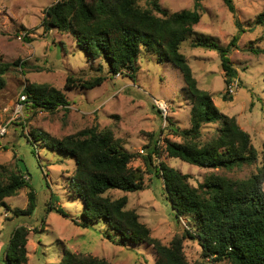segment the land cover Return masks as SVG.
I'll list each match as a JSON object with an SVG mask.
<instances>
[{
	"label": "rangeland",
	"instance_id": "1",
	"mask_svg": "<svg viewBox=\"0 0 264 264\" xmlns=\"http://www.w3.org/2000/svg\"><path fill=\"white\" fill-rule=\"evenodd\" d=\"M57 1L0 0V60L23 62L5 75L6 86L0 92V121L14 116L24 88L32 83L55 87L69 101V105H60L54 111L26 103L22 114L12 119L8 132L0 136V166L5 176L19 172V161L23 160L28 170L26 179L31 183L5 198V205L0 204V264H5L7 245L21 225L29 232L25 264H60L65 250L114 264H154L156 254L152 246L121 239L101 220L83 225L88 224L83 216L84 202L73 192L71 183L76 159L70 153L49 147L47 138L62 139L93 127L113 132L124 149L136 154L130 166L140 168L144 174L143 189H110L105 195L113 199L127 196L126 209L139 214L152 236L163 244L186 237L184 252L189 264H230L228 260L213 262L211 257L204 256L200 241L187 233L196 234L198 222L189 216L177 217L164 178L156 168L160 169L161 162L177 168L188 174L189 183L198 188L212 174L233 180L258 174L264 179V25L257 23L258 15L264 12V0H233L235 14L224 0H157L170 12L194 9L196 3L200 4L201 20L181 44V52L187 57L199 87L209 91L222 113L236 118L257 150L255 162L232 169L199 167L168 156L166 140L183 141L170 134L168 121L181 128L190 127L192 103L180 71L162 60L156 50L141 47L135 78L128 69L114 74L103 58L88 57L77 45L74 34L47 29L45 11ZM137 2L143 8L152 6L151 0ZM236 18L245 31L238 47L229 54L238 77L227 85L219 53L193 47L192 42L203 35L227 46L237 32ZM68 76L76 83L98 76L105 80L93 88H67ZM162 103L169 106L166 117L159 106ZM219 127L218 123L205 125L198 142L203 145L216 139ZM149 152L153 154L151 169L144 161ZM31 189L36 193V208L32 215H18L15 210H27ZM52 203L67 216L55 210L47 212Z\"/></svg>",
	"mask_w": 264,
	"mask_h": 264
},
{
	"label": "trees",
	"instance_id": "2",
	"mask_svg": "<svg viewBox=\"0 0 264 264\" xmlns=\"http://www.w3.org/2000/svg\"><path fill=\"white\" fill-rule=\"evenodd\" d=\"M224 2L234 14L237 12L233 0ZM151 4V7L143 8L137 0H58L46 9L45 23L47 29L57 28L74 34L77 45L87 56L103 58L114 74L128 69L135 78L133 73L141 47L156 50L162 60L171 62L180 71L192 103L190 127L181 128L168 121L170 134L183 139L182 142L166 140L168 156L208 168L232 169L255 162L257 150L249 133L240 127L234 116H228L217 108L209 91L199 87L187 57L181 52V44L194 33V26L201 20L200 4L196 3L194 9L175 12L162 8L157 0H151ZM235 23L237 32L227 46L218 44L212 37H201L203 35L192 42L193 47L219 53L227 85L238 77L229 54L238 47L245 31L238 18ZM257 23L264 25V12L258 15ZM22 65L21 59L12 62L0 60V92L6 86L5 75L9 69ZM104 80V76H98L76 83L73 77L68 76L66 87L93 88ZM22 93L27 94V103L44 110L54 111L60 105H69L63 91L47 84L32 83ZM213 123L220 125L218 136L200 144L198 139L202 128ZM47 139L49 147L70 153L76 159L71 183L73 192L84 202L83 216L88 223L84 226L101 220L121 239L152 246L156 254L154 264H189L184 252L186 237H176L169 244H163L152 236L139 214L126 209L127 196L113 199L105 195L110 189L135 192L144 188L142 170L130 166L136 154L124 149L113 132L93 127L62 139ZM152 160L153 154L149 152L144 157L148 169H151ZM156 171L164 178L177 217L189 216L198 222L196 234L187 233L200 241L205 257H211L213 262L228 260L230 264H264V179L261 175L233 180L212 174L198 188L189 183L188 174L164 162ZM27 175L28 170L24 172L19 165V172L5 176L0 166L1 205H5V198L16 195L25 186H31ZM28 197L27 210H15L18 215L33 214L37 200L33 189ZM52 197L58 199V196ZM52 210L67 216L61 207L53 203L48 206L47 212ZM28 233L24 225L15 229L5 251V264L27 262ZM60 264L114 263L65 250Z\"/></svg>",
	"mask_w": 264,
	"mask_h": 264
},
{
	"label": "built area",
	"instance_id": "3",
	"mask_svg": "<svg viewBox=\"0 0 264 264\" xmlns=\"http://www.w3.org/2000/svg\"><path fill=\"white\" fill-rule=\"evenodd\" d=\"M232 90V88H231ZM27 100H28V96L26 93H23L21 96H20V99L19 101L17 102L15 108H14V116L11 117L10 119L8 120H1L0 121V136L2 135H5L7 132H8V128L10 126V123L12 121V119H14L15 117H19L22 112H23V109L25 107V104L27 103ZM162 112H163V115L166 117L167 114H168V110H169V106L166 104V103H162L161 105H159ZM159 109V110H160Z\"/></svg>",
	"mask_w": 264,
	"mask_h": 264
},
{
	"label": "water",
	"instance_id": "4",
	"mask_svg": "<svg viewBox=\"0 0 264 264\" xmlns=\"http://www.w3.org/2000/svg\"><path fill=\"white\" fill-rule=\"evenodd\" d=\"M19 165H20L21 169H22L24 172L27 170V167H26L25 163L23 162V160H20V161H19Z\"/></svg>",
	"mask_w": 264,
	"mask_h": 264
}]
</instances>
